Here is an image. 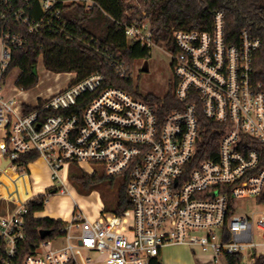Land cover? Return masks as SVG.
I'll use <instances>...</instances> for the list:
<instances>
[{"label": "built area", "instance_id": "obj_1", "mask_svg": "<svg viewBox=\"0 0 264 264\" xmlns=\"http://www.w3.org/2000/svg\"><path fill=\"white\" fill-rule=\"evenodd\" d=\"M75 3L98 9L93 0H0V178L26 173L23 158L35 155L49 170V188L53 181L64 187L72 166L103 172L125 182L129 207L91 221L75 204L59 236L21 255L28 204L42 196L45 207L48 194L29 191L14 200L0 188V201H13L0 212V264H161L171 245L207 254L213 264H230V256L252 264L264 244V209L238 214L235 203L264 196V83L252 66L260 39L243 30L228 43L222 11L212 12L210 30H173L167 51L176 105L165 114L154 102L102 87L100 74L33 106L7 96L1 84L11 49L33 45L41 34L71 39L63 11ZM124 35L148 49L159 44L146 11L124 24ZM116 70L132 76L121 64ZM204 120L216 125L215 143L204 138ZM215 144L214 156L198 159Z\"/></svg>", "mask_w": 264, "mask_h": 264}, {"label": "trees", "instance_id": "obj_2", "mask_svg": "<svg viewBox=\"0 0 264 264\" xmlns=\"http://www.w3.org/2000/svg\"><path fill=\"white\" fill-rule=\"evenodd\" d=\"M98 9L86 10L80 4H71L63 11L68 22L71 39L60 34H41L33 37V45L24 48L11 49V58L3 79L13 70L19 74L14 80V86L21 91H29L39 82L36 71L38 56L45 70L54 74H74L68 86L74 85L91 75L100 74L104 81L102 87H115L128 91L136 98H144L159 106L160 112L170 111L176 101L172 89L162 97L151 94L141 95L138 92L132 76L118 75L116 65H123L132 71L137 60L150 57L151 50L138 43L129 44L124 35V24H130L146 11L150 13V29L156 43L163 42L169 51H173V30H210L212 27V12L222 11L224 14V33L228 43L238 41L243 30H251L261 41L260 48L253 56V76L256 81L264 83V0H93ZM88 98V95L86 96ZM26 106V110H32ZM205 121L209 126L204 138L208 141H218L220 134L216 125ZM214 142V143H215ZM210 152L211 146L202 150L198 159L211 158L216 153ZM22 164L26 172V161L35 162L37 157L30 155L23 158ZM70 179L74 180L81 191H91L104 181L113 183L115 178L107 177L103 172L88 174L84 170L72 166ZM42 196L28 204L25 216L26 239L23 242L21 255L29 253L40 242V231H49L48 238L60 235L63 226L61 220L51 218H35V213L42 212L40 204ZM264 205V196L255 199ZM129 207L126 195V185L123 182L117 192V204L112 212H120ZM230 264L238 261V257L230 256ZM252 264H264V258L259 256Z\"/></svg>", "mask_w": 264, "mask_h": 264}, {"label": "rangeland", "instance_id": "obj_3", "mask_svg": "<svg viewBox=\"0 0 264 264\" xmlns=\"http://www.w3.org/2000/svg\"><path fill=\"white\" fill-rule=\"evenodd\" d=\"M150 50V57L147 59L135 61L133 64V69L132 71L130 70V72H132V79L138 89V92L141 95L151 94L153 96L162 98L171 87L172 76L169 67L171 57L163 42H160ZM40 68L44 70V68L41 66V62L38 63L39 80L44 78L42 72H40ZM17 75L18 71L15 69L7 75L5 80L2 81V90L8 96H16V93L14 91V79ZM69 79V75L63 74L60 78V85H66ZM52 83L50 80L45 79L42 85L38 84L34 88L42 89L47 85H51ZM34 88H32V92H37V90H39H34ZM59 89H61V87H59ZM46 97H48V94H44L39 98ZM25 99L26 98L16 96V101L18 102L25 103ZM32 173L44 182L49 181V174L45 171V168L43 166L38 165L37 163L34 164ZM15 174L16 173H10L11 176H14ZM30 178L31 179L29 180V182L32 183V175L30 176ZM11 181L15 183L16 186L15 188H13V190H11V193L8 196H10L11 199L15 200L17 197L16 193L20 196V189L28 185L26 179L23 177L17 179L14 178ZM121 184L122 180L120 178H115L112 184H110V181H104L91 191L84 192L81 191L78 184L74 180L70 179V177L65 181L64 187H61L62 185L59 182L53 181L54 186L50 188L46 193L48 194V201L46 203V206L44 207V210L50 213V215L57 218H70L76 204L79 210L84 213L87 218H89L91 221H94L100 216L102 211L106 214H111L115 209L117 204V192ZM30 189L32 192L34 191L31 186ZM61 189L65 192V194H61ZM12 205V200L2 199L0 201V212L6 211L7 206L10 209ZM235 205L237 208V213L245 215H249L251 212H259L264 209V205L258 204L254 198L238 199L236 200ZM38 215L41 216L42 213H39ZM60 243V241L56 243V246ZM186 251L191 254V257H196V259L192 260V264H195V261H197L198 264H213L211 258L207 254L194 252V255L193 251L186 245H172L164 247L160 254L161 263L183 264V262L180 261L176 254ZM82 255L86 256L85 252H83ZM90 256L93 259L98 258V256H96L95 254H90ZM102 259L103 257H100L99 260Z\"/></svg>", "mask_w": 264, "mask_h": 264}, {"label": "crops", "instance_id": "obj_4", "mask_svg": "<svg viewBox=\"0 0 264 264\" xmlns=\"http://www.w3.org/2000/svg\"><path fill=\"white\" fill-rule=\"evenodd\" d=\"M18 71V70H17ZM44 71H46V72H49V71H47V70H45L44 69ZM51 73V72H50ZM18 74H19V71H18ZM54 74V73H53ZM68 75V74H67ZM18 76V75H17ZM16 76V77H17ZM69 76H70V79H69V81L68 82H70L73 78H74V74H69ZM16 79V78H15ZM14 79V80H15ZM47 80H50L51 81V85H48V87L46 88V91L44 92L45 94H48V96L50 95V94H53V93H56L57 91H59V90H61V89H63L67 84H68V82L66 83V85H64V86H62V85H60V78H55V76H50V78L49 79H47ZM40 82V81H39ZM38 82V83H39ZM38 85V84H37ZM58 86V87H57ZM59 87H61V89H59ZM15 88V90L16 91H20V92H23V91H21L20 89H18V88H16V87H14ZM27 91H25V92H23V94H25ZM8 96V95H7ZM9 96H14V97H16L15 95H9ZM41 97V96H40ZM39 97H35V103L37 102V99H38ZM28 99H30V98H28ZM25 104H27V105H31V106H33L34 104H29V103H27V102H25ZM35 163H37L38 165H41V166H43L44 168H45V171L49 174V181H47V182H44V181H42L39 177H37L36 175H34L32 172H33V167H34V164ZM32 175V178H33V181H32V183H30L29 182V180L31 179L30 178V176ZM17 176H25V179H26V182H27V185H28V189H29V191H31V189H30V186L33 188V192L32 193H34V194H38V195H41V194H43V192H45L46 191V193H47V191L50 189L49 187H50V185H51V178H50V173H49V170L47 169V167H46V165H45V163L42 161V160H40V159H38L37 161H35V162H33V163H30L29 164V166H28V172H26V173H22V174H18ZM52 193H54V192H52ZM61 194H65V192H61ZM39 213H42V215L41 216H39L38 214ZM39 213H37V215H35V218H51V219H55V220H61V221H66V220H68L69 218H67V217H63V218H57V217H54V216H52V215H50V213H48V212H46L45 210H43L42 212H39ZM89 219V218H88ZM90 220V219H89ZM172 246V245H171ZM259 250H260V252H261V256L264 258V244H262V246L259 248ZM194 253V252H193ZM86 255L88 254V253H85ZM90 254V253H89ZM177 256H178V258L180 259V261H182L183 262V264H192V260L193 259H196V257L194 256L195 255V253H194V258L193 257H191V254L189 253V252H182V253H178V254H176ZM168 257V256H167ZM207 257V256H206ZM210 257V256H209ZM208 258V257H207ZM211 258V257H210ZM100 259V257L99 258H97V261ZM161 259V258H160ZM174 259H175V257H174ZM100 261V260H99ZM160 262H161V260H160ZM202 262H203V259H202ZM178 263V262H177ZM180 263V262H179ZM82 264H84V263H82ZM162 264V263H161ZM195 264H198V262L197 261H195ZM200 264V263H199ZM204 264V263H203Z\"/></svg>", "mask_w": 264, "mask_h": 264}, {"label": "bare ground", "instance_id": "obj_5", "mask_svg": "<svg viewBox=\"0 0 264 264\" xmlns=\"http://www.w3.org/2000/svg\"><path fill=\"white\" fill-rule=\"evenodd\" d=\"M40 72H42L43 77H44V78L39 80L40 82L38 84H40V85H42V83L44 82L45 79H49L50 76H55V78L56 77L57 78H61L62 75H63V74H53V73H50V72H46L42 68H40ZM64 75H66V74H64ZM47 87H48V85L45 88H42V89L34 88V90H36V89H39V90H37V92H32V89H31V90L27 91L25 94H23V92H20V91L19 92L16 91V90H14V91L16 93V96L22 97V98H26L24 102H27L29 104H35V97H40V96L44 95L45 94L44 92L46 91ZM28 98H30V99H28ZM21 177L25 178V176H17V175L11 176L9 174V172H4L2 174V176L0 178V188L2 189V192L4 193V196L10 195L11 190H13V188H15V186H16V184L13 183L11 180H13L14 178L17 179V178H21ZM20 191H21L20 192L21 193L20 196L16 193L17 198L25 197V196L29 195L28 186L22 187L20 189Z\"/></svg>", "mask_w": 264, "mask_h": 264}, {"label": "water", "instance_id": "obj_6", "mask_svg": "<svg viewBox=\"0 0 264 264\" xmlns=\"http://www.w3.org/2000/svg\"><path fill=\"white\" fill-rule=\"evenodd\" d=\"M6 163L3 164V167H5ZM49 231H45V230H42L40 231V238L41 239H44L45 237H47L49 235Z\"/></svg>", "mask_w": 264, "mask_h": 264}]
</instances>
